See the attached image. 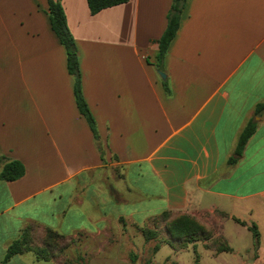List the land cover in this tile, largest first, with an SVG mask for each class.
<instances>
[{"label": "crops", "instance_id": "0c3cea01", "mask_svg": "<svg viewBox=\"0 0 264 264\" xmlns=\"http://www.w3.org/2000/svg\"><path fill=\"white\" fill-rule=\"evenodd\" d=\"M60 1L103 156L77 108L48 0H0V170L10 160L25 169L0 178V264H62L31 251L3 262L28 225L91 239L78 249L85 264H139L136 234L165 210L214 227L231 248H208L215 258L233 252L227 221L254 223L257 246L252 237L236 262L264 264V113L254 115L264 100V0L185 1L164 59L170 95L156 63L172 0L96 14L87 0ZM251 119L256 129L230 163Z\"/></svg>", "mask_w": 264, "mask_h": 264}, {"label": "trees", "instance_id": "16d2710c", "mask_svg": "<svg viewBox=\"0 0 264 264\" xmlns=\"http://www.w3.org/2000/svg\"><path fill=\"white\" fill-rule=\"evenodd\" d=\"M186 0H172L171 5L167 14V24L166 27L158 38V53H157V63L156 67L158 70L165 72L164 59L167 53L168 46L175 36L178 28L181 13L185 5ZM127 2V0H87V4L91 14H96L102 9L115 6ZM48 16L51 24L52 30L57 35L60 43L64 46L66 51V65L67 71L72 75L74 80L73 92L75 97V102L79 112L86 119L96 142L97 148L101 156H103V148L100 142L95 118L84 98L82 91V81L81 72L79 68V53L75 44V40L67 26L65 12L60 0H48ZM163 86L168 95L171 93L170 85L168 79L163 80ZM264 113V100L258 102L254 108V115L261 116ZM257 122L254 119L249 120L243 127L239 134L237 144L234 150L233 156L229 158L230 163H234L242 155L245 145L251 135L256 129ZM1 159V156H0ZM24 166L20 161L10 160L6 162L0 170V178L3 180H14L21 177L24 174ZM172 214H175L172 216ZM161 221H166L165 238H161L157 230L156 224ZM242 225H247L246 222L239 219H235ZM150 224L153 228L148 225L140 228L145 240H159L152 248V252L155 253L161 242L168 243L173 249L179 250L187 247L189 244H194L198 241H208L206 247L211 248L216 252L230 251L231 248L221 235L215 236V229L209 228L206 224L195 218L194 216L174 213L169 210H165L158 215L153 216L150 219ZM248 229L252 232L255 243L258 242L259 232L254 223L247 225ZM36 226L28 225L26 226L19 236L7 247L4 261L6 262L11 256L15 254H20L25 251H31L34 253L37 259L49 260L51 258H59L63 254L64 247L57 244L54 239L59 240H72L64 235L58 233L50 228L41 229L45 234L44 241L42 245L35 246L31 244V231L36 229ZM222 241V242H221ZM67 244V243H66ZM130 259L133 263H136L137 255L135 253L130 254ZM85 259L80 251L77 250L75 255V262L73 264H85ZM148 260L144 264H149ZM62 264H72L67 260H63ZM195 264H198V256L196 255Z\"/></svg>", "mask_w": 264, "mask_h": 264}, {"label": "rangeland", "instance_id": "374dc122", "mask_svg": "<svg viewBox=\"0 0 264 264\" xmlns=\"http://www.w3.org/2000/svg\"><path fill=\"white\" fill-rule=\"evenodd\" d=\"M175 214H172L174 216ZM252 224V223H251ZM250 225V224H249ZM150 228L152 224H148ZM234 221L229 220L225 224V232L226 236L229 238L230 245L233 248V252L222 253L219 257L215 258L212 255V252L208 250L206 244L210 240L206 241H198L195 246L189 245L188 248L183 249L177 253H174L172 248L169 245H162L159 250L153 254L152 247L155 242L146 241L142 234L137 233L134 239L135 247L133 248V252L137 255V262L139 264H144V261L151 258L153 261L158 262H166L170 261L173 264H195L196 255L198 256V264H237L236 262V253L241 246H246L251 243L253 234L249 230L243 229L239 227H235ZM239 226V225H238ZM157 230L160 234L161 238H165V230H166V221H161L156 224ZM240 230V231H239ZM31 244L38 246L42 245L45 238V234L41 229H34L31 231ZM54 241L61 245L67 247L63 250V254L60 256L62 260H67L72 264L75 262V255L77 250L83 246H93L95 242H91V239L86 236H78L76 238H72V240H59L57 238ZM222 242V241H221ZM67 243V244H66ZM252 246L256 247L255 239L253 238Z\"/></svg>", "mask_w": 264, "mask_h": 264}, {"label": "water", "instance_id": "95a60500", "mask_svg": "<svg viewBox=\"0 0 264 264\" xmlns=\"http://www.w3.org/2000/svg\"><path fill=\"white\" fill-rule=\"evenodd\" d=\"M158 73L161 76V78L165 79L166 76H165V73L164 72L158 70Z\"/></svg>", "mask_w": 264, "mask_h": 264}]
</instances>
